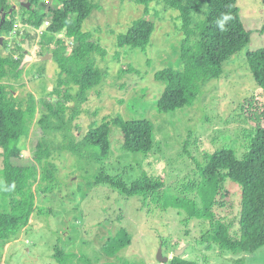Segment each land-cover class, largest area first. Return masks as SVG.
<instances>
[{
    "label": "rangeland",
    "instance_id": "obj_1",
    "mask_svg": "<svg viewBox=\"0 0 264 264\" xmlns=\"http://www.w3.org/2000/svg\"><path fill=\"white\" fill-rule=\"evenodd\" d=\"M54 1L40 0L37 7H31L44 11L43 6ZM26 3L27 0H6L9 11L14 10L19 21L11 33L0 31L1 55L15 53L14 57L18 56L17 51L13 52L14 40L24 46L22 38L26 34L32 36L29 53L33 58L52 53L41 43L49 21L38 24L35 20L34 24L25 25L20 21L29 16L24 11ZM100 4L101 9L93 10L85 28L106 50V58L98 61L109 68L108 75L86 93L82 103L77 104L75 100L67 103L65 114L70 121L71 135L79 140L91 124L102 123L116 115L125 119H149L154 126L153 151L145 155L124 152L120 148L121 136L115 129L110 138V153L102 161L104 172L129 173L131 177L142 171L153 173L164 180V190L168 193L198 201L196 194H186L184 190L189 182H198L197 164L221 147H234V140L236 145L241 143L242 135L235 128L243 121L242 109L250 115L259 114L258 110L250 112L244 107L249 100L253 107L264 104V93L254 81L246 60L248 51L264 47L263 1L238 0L243 24L251 31L250 45L223 64L221 78L205 86L193 108L175 113L157 111L156 101L164 86L154 75L165 67H175L174 49L180 38L176 14L166 11L156 1L148 6L119 0H101ZM145 15L150 18L143 22L140 37L148 41L147 49L132 51L117 47L116 35ZM3 17L4 12L2 20ZM63 36V32L57 34V38ZM31 63L24 64V80L36 96L38 111H46L40 102L48 100V90L55 84L58 68L52 58L38 63L45 72V77L38 79L27 73ZM258 123L264 127V119ZM55 142L59 147L52 160L58 165L60 188L52 194L50 205L36 209L28 226L16 239L4 244L0 264H57L51 257L57 239L66 252L86 255L92 264L105 263L106 259L128 264H168L174 256L200 264H233L237 258H242L244 264H264V246L254 253L243 254L201 242L202 233L213 226L215 219L226 223L231 239H239L242 189L236 181L227 178L221 183L213 208L214 220L196 219L182 209L164 207L162 189L157 197H149L144 204L129 200L125 206L123 198L122 204L117 203V193L111 188L87 186L90 173L102 172L99 163H87L85 158L79 160L66 149L60 150V145L68 143L61 133L57 134ZM237 150V157L241 158L242 148L238 146ZM30 151L28 146L22 155L31 156ZM1 167L0 155V209H3ZM118 216L120 221H114ZM160 247L162 254L168 257L166 262L157 260Z\"/></svg>",
    "mask_w": 264,
    "mask_h": 264
},
{
    "label": "trees",
    "instance_id": "obj_2",
    "mask_svg": "<svg viewBox=\"0 0 264 264\" xmlns=\"http://www.w3.org/2000/svg\"><path fill=\"white\" fill-rule=\"evenodd\" d=\"M119 1L145 6L156 1L166 11L176 14V28L180 38L174 49L177 55L175 67H165L154 75L164 86L156 101L159 113H175L193 108L204 93L205 86L221 78L223 64L251 42V31L243 24L238 0ZM27 2L30 7L24 8V11L29 16L22 17L20 21L23 25L34 24L35 20L38 24L44 20L49 21L41 43L52 52V61L58 70L55 84L52 90H48V100L40 102L46 111H38V101L26 85L23 75L25 68L21 66L25 42L29 40L31 43L32 36L26 34L22 38L24 46L14 40L13 52L19 53L16 58L15 53L0 54L3 202V209H0V250L28 226L36 209L50 205L52 194L60 188L58 165L52 160L55 149L59 147L55 142L58 133L68 142L64 146L60 145V150L66 149L79 160L85 158L87 163L95 161L99 163L100 171L103 169V173H90L87 186L104 185L111 188L117 193L118 204L124 201L126 206L129 200L144 204L149 197H157L158 192L164 190V180L153 173L142 171L136 177H131L129 173L111 175L104 172L102 164L110 153V138L115 129L121 136L120 148L124 152L145 155L153 151L154 126L149 119H125L116 115L102 123L91 124L79 140H75L70 132V121L65 114L67 103L72 100L77 104L82 103L86 93L108 75L109 68L98 61L106 58V50L92 39V32L85 28L93 10L101 9V0H55L43 6L44 11L34 8L40 0ZM9 9L6 0H0L1 32L11 33L14 24L19 21L14 10ZM223 15L231 18L225 23V30L221 31L216 21ZM149 18L145 15L135 19L123 32H119L116 35L117 47L145 51L149 43L142 40L140 34L143 22ZM62 32L64 36L57 38V34ZM246 60L254 81L264 93V47L248 51ZM42 61L33 60L28 75L44 78L43 66H37ZM247 104L245 109L250 112L258 110L259 114L250 115L241 106L243 121L235 128L242 135V138L238 136L241 143L236 145L234 140L235 149L233 146L221 147L210 156H205L197 164L198 182H189L184 186L185 193L196 194L199 202L196 198L177 196L166 190L162 200L164 207L182 209L196 219L214 220L213 208L221 183L227 178L236 181L242 189L238 216L241 229L239 239H231L226 223L215 219L213 226L202 233L201 242L243 254L254 253L264 246V127L258 123L264 119V104L253 107L251 100ZM28 146L31 156H23L22 152ZM238 146L243 151L241 158L237 157ZM114 221L119 222L120 217ZM103 248L106 251V246ZM51 257L57 264H92L86 255L66 252L59 244V239ZM75 260L78 262L75 263ZM168 262L200 264L183 256H174ZM100 264L128 263L106 259L105 263ZM233 264L244 262L242 258H237Z\"/></svg>",
    "mask_w": 264,
    "mask_h": 264
},
{
    "label": "water",
    "instance_id": "obj_3",
    "mask_svg": "<svg viewBox=\"0 0 264 264\" xmlns=\"http://www.w3.org/2000/svg\"><path fill=\"white\" fill-rule=\"evenodd\" d=\"M28 5H29V2L26 3V7H28ZM29 49H30V43H29V40H26V42H25V54H24L23 60L21 62V66H23L26 63L32 62L33 60L41 61V60H46V59L52 58V54L49 52H47L43 55H40L37 58H33V55L29 53ZM179 253H181V250L179 252H177L176 255H178ZM157 260H159L160 262H166L168 260V257L164 256L162 254V248L161 247L158 249Z\"/></svg>",
    "mask_w": 264,
    "mask_h": 264
},
{
    "label": "clouds",
    "instance_id": "obj_4",
    "mask_svg": "<svg viewBox=\"0 0 264 264\" xmlns=\"http://www.w3.org/2000/svg\"><path fill=\"white\" fill-rule=\"evenodd\" d=\"M231 17L228 15H223L221 18H219L216 23L217 26L220 28L221 31L225 30L224 25L225 23L230 19Z\"/></svg>",
    "mask_w": 264,
    "mask_h": 264
},
{
    "label": "built area",
    "instance_id": "obj_5",
    "mask_svg": "<svg viewBox=\"0 0 264 264\" xmlns=\"http://www.w3.org/2000/svg\"><path fill=\"white\" fill-rule=\"evenodd\" d=\"M16 57V56H15Z\"/></svg>",
    "mask_w": 264,
    "mask_h": 264
}]
</instances>
